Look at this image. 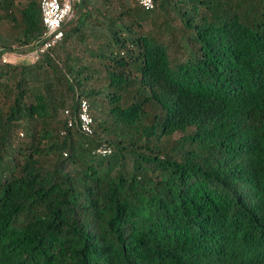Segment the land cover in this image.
<instances>
[{"label": "trees", "instance_id": "1", "mask_svg": "<svg viewBox=\"0 0 264 264\" xmlns=\"http://www.w3.org/2000/svg\"><path fill=\"white\" fill-rule=\"evenodd\" d=\"M41 1L0 0V264H264V0H78L3 62Z\"/></svg>", "mask_w": 264, "mask_h": 264}, {"label": "built area", "instance_id": "2", "mask_svg": "<svg viewBox=\"0 0 264 264\" xmlns=\"http://www.w3.org/2000/svg\"><path fill=\"white\" fill-rule=\"evenodd\" d=\"M78 0H42V19L46 26L45 40L33 52L37 59L39 55L49 48L56 45L63 37L62 26L70 20L74 15V4ZM146 9L155 7L154 0H135ZM81 121L82 129L85 132H92L93 119L89 111L87 101H83L81 105ZM100 152H110L109 149L103 148Z\"/></svg>", "mask_w": 264, "mask_h": 264}, {"label": "rangeland", "instance_id": "3", "mask_svg": "<svg viewBox=\"0 0 264 264\" xmlns=\"http://www.w3.org/2000/svg\"><path fill=\"white\" fill-rule=\"evenodd\" d=\"M2 61H6V62H16V61H20V60H24L27 59L28 61H32L35 58V55H33V52H22L19 49L14 50V52H10V53H5L3 56Z\"/></svg>", "mask_w": 264, "mask_h": 264}]
</instances>
